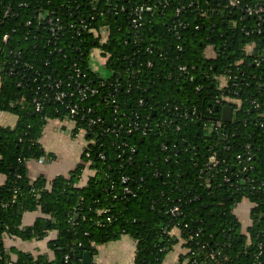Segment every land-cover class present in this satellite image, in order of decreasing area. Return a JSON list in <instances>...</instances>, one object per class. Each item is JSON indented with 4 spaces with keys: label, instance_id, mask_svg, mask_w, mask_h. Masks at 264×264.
<instances>
[{
    "label": "trees",
    "instance_id": "16d2710c",
    "mask_svg": "<svg viewBox=\"0 0 264 264\" xmlns=\"http://www.w3.org/2000/svg\"><path fill=\"white\" fill-rule=\"evenodd\" d=\"M258 2L264 4L0 0V111L18 118L13 128L0 126V172L6 175L0 185V264H86L80 253L93 254L99 244L124 235L137 242L135 264H164L180 240L187 252L178 264H264V22L243 9ZM142 4L158 7L134 27L132 11ZM50 16L63 22L56 36L46 26ZM208 46L214 59L205 54ZM95 49L107 58L102 72L93 69ZM224 77L230 80L220 87ZM52 79L61 80L65 91L85 84L98 89L68 101L101 120L86 135L93 143L68 177L32 180L28 161L48 157L40 140L48 121L70 115L66 104L54 100L36 111V88ZM116 79L121 86L113 103L105 96ZM228 104L236 121L212 127ZM194 107L201 115L185 117ZM131 121L147 127V134L128 132ZM247 151L253 159L239 161ZM213 153L219 163L210 167ZM86 167L94 174L80 186ZM244 199L253 205L248 234L234 213ZM175 205L181 212L172 215ZM28 212L41 216L24 225ZM50 231L57 234L49 242L53 258L4 245L5 235L42 240Z\"/></svg>",
    "mask_w": 264,
    "mask_h": 264
},
{
    "label": "crops",
    "instance_id": "0c3cea01",
    "mask_svg": "<svg viewBox=\"0 0 264 264\" xmlns=\"http://www.w3.org/2000/svg\"><path fill=\"white\" fill-rule=\"evenodd\" d=\"M249 51H253V46H249ZM209 59L216 57V51L213 47L208 46L205 51ZM100 59L96 60V64L100 68L104 65L105 59L100 54ZM96 65V66H97ZM220 87L227 84L226 78H219ZM1 87V81H0ZM17 116L10 112L0 111V126L15 127L17 124ZM41 143L48 154L43 162L38 160H29L28 175L30 179L35 180L38 177H44L47 181L53 180L59 175L68 177L82 161V154L85 147V137L83 135H74V122L65 119L49 120L43 135ZM90 167H86L79 181L80 186L87 184L88 179L93 175ZM6 181V175L0 172V185ZM252 203L244 199L234 207V213L238 217L242 231L248 234L249 228L253 225L251 218ZM41 216L40 212H28L24 217V225H31L37 218ZM172 233L178 234L179 229L174 228ZM55 231H50L48 236L42 240H22L10 235L4 236V245L7 249H14L32 255H46L49 258L54 257V252L49 247V242L56 238ZM137 242L129 235H124L115 241L99 244L96 252L92 254V264H135ZM187 252L184 242L180 240L174 248L166 255L164 264H178L182 255ZM15 259L17 254H12Z\"/></svg>",
    "mask_w": 264,
    "mask_h": 264
},
{
    "label": "built area",
    "instance_id": "2783aa9c",
    "mask_svg": "<svg viewBox=\"0 0 264 264\" xmlns=\"http://www.w3.org/2000/svg\"><path fill=\"white\" fill-rule=\"evenodd\" d=\"M225 1L228 5L230 6H238L241 4V0H222ZM264 1V0H262ZM158 6L157 5H139L137 7H135L132 11V23L134 25V27H139L141 25V21L143 19V14L145 12H152L154 11V9H156ZM185 6L182 5L180 7L177 8V13H179L182 9H184ZM244 12L247 16H258L261 20H263L264 22V4L261 2H258L257 4H255L254 6H244L243 7ZM10 13V8H7L4 12L5 15H8ZM2 21V19L0 18V22ZM30 23V22H28ZM82 25L85 26L86 24H84V20L81 21ZM46 26L49 27L51 33L56 36L59 33V30L62 29L63 27V22L61 20V18L59 16H50L46 22ZM71 27H74V24H71ZM80 31V30H78ZM96 32V31H95ZM101 32H103V39L106 38L105 36V30L103 29ZM8 38L9 35L5 34L3 35V41L4 42H8ZM100 54L102 55V52L98 49H95L92 54H91V61H92V65H93V69L97 72L99 71H103V68L105 66V63L103 66H101L100 68L98 67V65L96 64V60L100 59ZM103 59H106L104 56H102ZM97 65V66H96ZM180 69L184 72H189L188 71V67L183 65L180 67ZM75 72L78 76H80L79 70L75 69ZM106 76V75H105ZM110 76V75H108ZM193 77H191L192 79ZM107 79V76H106ZM227 83L229 82L230 78H226ZM74 81H76V78L74 79ZM63 85V82L59 79H52L48 82H45L43 84H40L37 86L36 88V94L38 96L37 100H36V111H41L43 109V106L45 104L46 101H51L54 100L55 102H60L62 104H66V108L69 110L70 115L68 116V119L74 122V130L77 128V131L74 133L75 136H79V135H83L86 139V135L92 131V126L97 123V121H100L101 118H90L87 117L86 114H81V109L79 107L78 103H74L72 104L71 101H68V99L72 96L75 97L76 93H78L80 95V98L82 100L86 99L89 97V95H95L98 93V89H96L95 87L91 86L90 84H85L82 85L81 87H79V89L77 91H65V90H61V87ZM106 85V80L102 79L101 81V86H105ZM110 88H112L113 90H109V92L106 94L105 99H112L113 103H116V98L114 99V96L117 97V95L119 94V88L121 86V82H119L117 79L112 82L109 83ZM237 85V84H236ZM227 87V84H226ZM130 90V88H129ZM68 102V103H67ZM118 102V100H117ZM143 100H140V103H142ZM230 105V104H228ZM115 109L118 108V104H115ZM90 112V110H89ZM198 114V110L196 107H194L193 109H191L189 111L188 114H186L185 117H187L188 119H194V115ZM201 114H198V116H196V118H198ZM222 120H216L215 122L212 123V127H221L222 126ZM79 123H84L83 125H80ZM129 128L127 129L128 132H134V131H140L142 135H146L148 132V128L147 127H141L138 122L136 121H131L129 124ZM177 129H180V127L178 126ZM116 128L110 130V128H107L105 131H115ZM93 143V141L90 140H85V147H87L88 144ZM84 147V148H85ZM250 148V147H249ZM133 149V148H132ZM87 156H90V152L86 153ZM245 156V157H244ZM101 157L103 158L104 156L101 154ZM243 157L246 159V162L251 161L254 157V154L251 151H247L245 155H241L239 154L237 156V158L239 159V161H242ZM40 162L44 161V158L39 160ZM219 163V160L216 156V153H213L212 155H210L207 165H209L210 167H214L217 166ZM247 167H244V170ZM130 179L129 177L125 176L123 177V181L124 182H128ZM226 180L228 181V178H226ZM126 191H128L129 193L131 192L130 188L127 187ZM181 212V208L179 205H175L170 209V213L172 215H177L178 213ZM109 220H111V218H108ZM211 257L214 258L215 254L212 253ZM66 259H68V256L66 257Z\"/></svg>",
    "mask_w": 264,
    "mask_h": 264
},
{
    "label": "water",
    "instance_id": "95a60500",
    "mask_svg": "<svg viewBox=\"0 0 264 264\" xmlns=\"http://www.w3.org/2000/svg\"><path fill=\"white\" fill-rule=\"evenodd\" d=\"M223 3H225V1H223ZM216 109L219 110L218 107ZM233 114V107L231 105H225L221 110V120L223 122H235L236 119H234ZM208 206V204L205 205L206 208H208ZM79 257L82 258L84 263L92 264L93 258L91 252L80 253Z\"/></svg>",
    "mask_w": 264,
    "mask_h": 264
}]
</instances>
